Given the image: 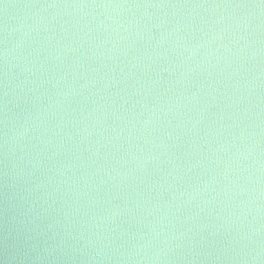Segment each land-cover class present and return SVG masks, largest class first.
Here are the masks:
<instances>
[{
  "label": "water",
  "instance_id": "obj_1",
  "mask_svg": "<svg viewBox=\"0 0 264 264\" xmlns=\"http://www.w3.org/2000/svg\"><path fill=\"white\" fill-rule=\"evenodd\" d=\"M0 264H264V0H0Z\"/></svg>",
  "mask_w": 264,
  "mask_h": 264
}]
</instances>
